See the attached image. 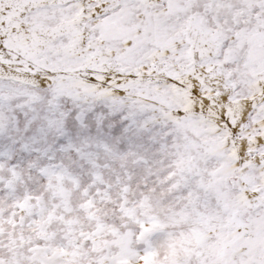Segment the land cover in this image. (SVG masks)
<instances>
[{"label": "snow or ice", "instance_id": "snow-or-ice-1", "mask_svg": "<svg viewBox=\"0 0 264 264\" xmlns=\"http://www.w3.org/2000/svg\"><path fill=\"white\" fill-rule=\"evenodd\" d=\"M0 264H264V0H0Z\"/></svg>", "mask_w": 264, "mask_h": 264}]
</instances>
